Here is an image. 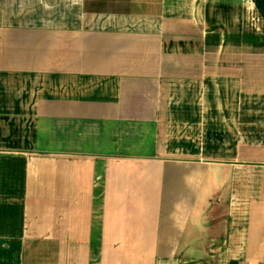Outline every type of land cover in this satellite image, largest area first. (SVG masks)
Here are the masks:
<instances>
[{"label": "crops", "instance_id": "0c3cea01", "mask_svg": "<svg viewBox=\"0 0 264 264\" xmlns=\"http://www.w3.org/2000/svg\"><path fill=\"white\" fill-rule=\"evenodd\" d=\"M0 264H264V0H0Z\"/></svg>", "mask_w": 264, "mask_h": 264}]
</instances>
